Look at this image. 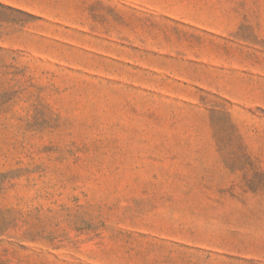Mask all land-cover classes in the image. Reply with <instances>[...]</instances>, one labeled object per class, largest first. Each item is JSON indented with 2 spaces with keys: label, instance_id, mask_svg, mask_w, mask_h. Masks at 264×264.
<instances>
[{
  "label": "rangeland",
  "instance_id": "rangeland-1",
  "mask_svg": "<svg viewBox=\"0 0 264 264\" xmlns=\"http://www.w3.org/2000/svg\"><path fill=\"white\" fill-rule=\"evenodd\" d=\"M0 264H264V0H0Z\"/></svg>",
  "mask_w": 264,
  "mask_h": 264
}]
</instances>
